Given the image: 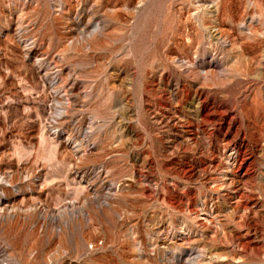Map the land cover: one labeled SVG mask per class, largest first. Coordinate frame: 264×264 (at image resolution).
<instances>
[{
	"label": "rangeland",
	"instance_id": "obj_1",
	"mask_svg": "<svg viewBox=\"0 0 264 264\" xmlns=\"http://www.w3.org/2000/svg\"><path fill=\"white\" fill-rule=\"evenodd\" d=\"M4 206L0 264H264V0H0Z\"/></svg>",
	"mask_w": 264,
	"mask_h": 264
},
{
	"label": "bare ground",
	"instance_id": "obj_2",
	"mask_svg": "<svg viewBox=\"0 0 264 264\" xmlns=\"http://www.w3.org/2000/svg\"><path fill=\"white\" fill-rule=\"evenodd\" d=\"M10 209H8V207H1L0 208V218H3L4 215L8 214L7 212H9ZM7 217H11V216H7Z\"/></svg>",
	"mask_w": 264,
	"mask_h": 264
}]
</instances>
